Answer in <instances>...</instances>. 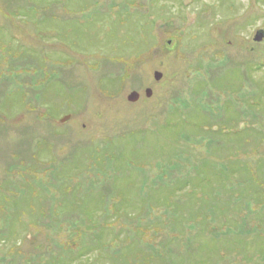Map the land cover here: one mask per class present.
<instances>
[{
    "label": "rangeland",
    "instance_id": "obj_1",
    "mask_svg": "<svg viewBox=\"0 0 264 264\" xmlns=\"http://www.w3.org/2000/svg\"><path fill=\"white\" fill-rule=\"evenodd\" d=\"M259 30L264 0H0V264H264Z\"/></svg>",
    "mask_w": 264,
    "mask_h": 264
},
{
    "label": "trees",
    "instance_id": "obj_2",
    "mask_svg": "<svg viewBox=\"0 0 264 264\" xmlns=\"http://www.w3.org/2000/svg\"><path fill=\"white\" fill-rule=\"evenodd\" d=\"M240 164V163H239ZM238 164V165H239ZM243 166L241 165V167H240V165H239V168H242ZM236 167L235 166H233V165H231L230 164V166H229V169H228V172H227V176L228 175H230L231 174V177L229 178V179H226L227 181H231L233 178H234V170L233 169H235ZM258 169H260V170H256L257 172H259V171H261V173H262V171H263V173L262 174H260L258 177H257V180H259L260 181V183L263 185V187H264V160H260V163L258 164V167H257ZM243 170H246L247 172L248 171H250L251 169H247V167H245L244 166V168H243ZM253 171H255V170H253ZM200 175H202V173H200L199 172V176ZM261 175H262V177H261ZM202 178H203V176H201ZM244 177V176H243ZM248 178H249V175H248ZM227 186V185H226ZM226 186H216L217 188H219V189H222L223 188V191L226 189ZM255 186V185H254ZM263 189H259L258 190V194H260V192L262 191ZM246 190L245 189H243V188H241V191L240 192H238V194H239V197L242 199L243 198V196H242V194H244V193H246L245 192ZM228 192H230V190L228 189ZM231 193V192H230ZM231 195V194H230ZM261 195V194H260ZM231 197L233 198V196L231 195ZM243 200V199H242ZM230 203V202H229ZM225 204H227V206L229 205L230 206V204H228V202L227 203H225ZM229 221V220H228Z\"/></svg>",
    "mask_w": 264,
    "mask_h": 264
},
{
    "label": "water",
    "instance_id": "obj_3",
    "mask_svg": "<svg viewBox=\"0 0 264 264\" xmlns=\"http://www.w3.org/2000/svg\"><path fill=\"white\" fill-rule=\"evenodd\" d=\"M263 40H264V31H262V30L257 31L256 35L254 37V41L255 42H262ZM154 76H155V80L159 81L162 79L163 74L155 71ZM145 95H147V97H152V90L147 89ZM139 97H140V95L137 92H132V94H130L128 97V101L133 103L134 101L138 100ZM66 119H68V118H66ZM66 119H63L62 122H66Z\"/></svg>",
    "mask_w": 264,
    "mask_h": 264
}]
</instances>
